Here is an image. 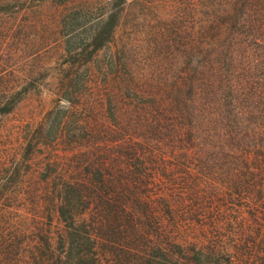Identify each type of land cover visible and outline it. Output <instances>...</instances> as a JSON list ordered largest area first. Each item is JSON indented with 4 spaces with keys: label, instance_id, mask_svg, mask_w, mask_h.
I'll return each mask as SVG.
<instances>
[{
    "label": "trees",
    "instance_id": "obj_1",
    "mask_svg": "<svg viewBox=\"0 0 264 264\" xmlns=\"http://www.w3.org/2000/svg\"><path fill=\"white\" fill-rule=\"evenodd\" d=\"M125 5L0 0V264H264V0Z\"/></svg>",
    "mask_w": 264,
    "mask_h": 264
},
{
    "label": "rangeland",
    "instance_id": "obj_2",
    "mask_svg": "<svg viewBox=\"0 0 264 264\" xmlns=\"http://www.w3.org/2000/svg\"><path fill=\"white\" fill-rule=\"evenodd\" d=\"M190 19L200 21V0H126L125 11L116 28V39L124 42L138 41L143 45L142 41L150 38L163 24H186ZM49 103L50 97L43 100L32 97L20 104L14 114L1 118L0 122L7 126L16 118L26 115L34 114L38 117ZM0 137L5 145L8 143L10 151L15 149L16 135L8 131Z\"/></svg>",
    "mask_w": 264,
    "mask_h": 264
}]
</instances>
